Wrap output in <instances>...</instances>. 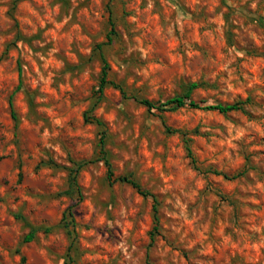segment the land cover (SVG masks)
I'll return each instance as SVG.
<instances>
[{"label":"rangeland","instance_id":"rangeland-1","mask_svg":"<svg viewBox=\"0 0 264 264\" xmlns=\"http://www.w3.org/2000/svg\"><path fill=\"white\" fill-rule=\"evenodd\" d=\"M0 156V264H264V0H0Z\"/></svg>","mask_w":264,"mask_h":264},{"label":"trees","instance_id":"trees-1","mask_svg":"<svg viewBox=\"0 0 264 264\" xmlns=\"http://www.w3.org/2000/svg\"><path fill=\"white\" fill-rule=\"evenodd\" d=\"M112 25L114 23H111ZM116 31H113V32H110L108 35H107V40L106 42L104 43H100L98 45V48H102V45L104 44H107V43H110L113 41V37L112 35L115 34ZM104 70H103V75L101 77V83H100V92L103 91L105 85L108 83V82H111L112 84H114L116 87L120 88V90L123 92V94H126L125 92V89L118 83H115L114 81H110L108 80V71L106 68H108V63L106 60H104ZM22 74V71L20 69V76ZM200 85V83H197V82H193L190 84L189 86V89L188 91L186 92L185 95H177V96H174V97H171L169 99H167L166 101L162 102L161 104H158L157 102H153V101H150L148 99H143L141 102H143L145 105H147L149 108H160L162 110H175L179 107H183V106H190V107H193V108H202V109H215V110H219L220 112H223V113H227L229 111H233V110H241L244 108V104L248 101L247 100H244V101H237V102H234V103H231V104H222V103H218V104H212V105H206V106H202L200 105L198 102L196 101H193V100H188L190 98V94L192 92V90L196 87H198ZM21 86V81H20V84L18 85L17 89H19ZM15 117V115H14ZM92 121H95L97 122L99 125H104L103 121H101L100 119L96 118V117H92ZM188 150H189V153H190V156H191V150L190 148L188 147ZM0 159H1V156H0ZM105 161L107 163V165L109 166V174H110V177L113 176V172L111 171V165H110V162L107 158H105ZM193 162L195 163L196 160L193 159ZM87 163V161H83L81 163H78V166L74 169H71V172H70V176H71V180H72V183L73 184H77V174H78V171L79 169L85 164ZM217 173H219L218 171H216ZM227 176V175H226ZM118 180L120 181H124V182H127L129 184H131L134 188H136L138 190L139 193H141L142 195L144 196H154V194H152L150 191L144 189L141 184L136 181L135 179H132L130 178L129 176L127 175H122L120 177H118ZM157 202V201H155ZM154 210H155V215H156V221H158V216H157V213H158V209H157V205H154ZM73 216V213L70 211H68V214L66 213L64 216H63V219H67V216ZM73 221V219H71ZM71 224V221H68L66 226L69 227ZM155 230L158 229V223H156L155 225ZM34 232H31L26 238L27 241H30L34 238ZM65 264H69V262H66Z\"/></svg>","mask_w":264,"mask_h":264}]
</instances>
